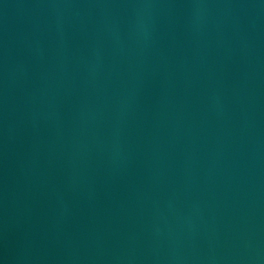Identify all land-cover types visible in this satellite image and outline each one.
<instances>
[{"label": "water", "instance_id": "1", "mask_svg": "<svg viewBox=\"0 0 264 264\" xmlns=\"http://www.w3.org/2000/svg\"><path fill=\"white\" fill-rule=\"evenodd\" d=\"M0 264H264V0H0Z\"/></svg>", "mask_w": 264, "mask_h": 264}]
</instances>
